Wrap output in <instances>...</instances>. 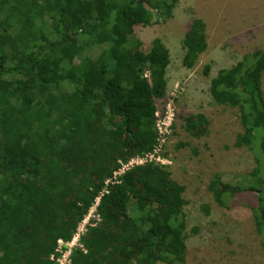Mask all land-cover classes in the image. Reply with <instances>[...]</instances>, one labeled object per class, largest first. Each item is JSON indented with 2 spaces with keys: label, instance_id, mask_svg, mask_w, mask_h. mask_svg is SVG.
Returning a JSON list of instances; mask_svg holds the SVG:
<instances>
[{
  "label": "trees",
  "instance_id": "obj_1",
  "mask_svg": "<svg viewBox=\"0 0 264 264\" xmlns=\"http://www.w3.org/2000/svg\"><path fill=\"white\" fill-rule=\"evenodd\" d=\"M177 2L0 0L1 5H7L0 8V264H28L25 260L47 264L57 238L69 239L76 224L62 218L56 210L57 201L68 198L74 206L81 202V219L99 193L103 183L89 180L87 174L85 179L80 177L81 184H72L68 177L79 170L72 167L67 155L75 145L79 154H87L84 159L95 166L93 170H103L96 156L86 151V147L94 149L102 141L88 133L99 119L100 103L106 113L99 121L102 125L112 128L117 125L116 119L123 120L127 130H132L128 139L134 140L139 133L144 142L149 141L147 137L154 132L156 100L166 91L170 51L161 38L155 37L149 51L138 50L135 54L141 68L138 77L117 82V59L131 44L121 36L125 27L146 26L155 18L165 21L172 17ZM205 31V21L194 18L183 40L182 64L186 68L196 64L200 52L193 38H203ZM99 58L107 62L100 82L92 75V66ZM210 69L211 65L206 64L203 73L209 75ZM145 70L158 72L162 86H153ZM263 73L261 49L218 71L215 93L239 110L242 131L234 145L257 152L259 175L244 187L223 184L216 174V181H211L209 187L216 182L219 203L223 205L227 204L225 199L243 200L239 196L242 192L251 194L247 203L264 247ZM124 90L127 95L121 100ZM125 101L128 106L122 105ZM106 131L107 136L118 134L115 129ZM255 137L259 138L258 145L252 143ZM76 159L83 164L82 157ZM131 179L128 175L127 180ZM146 186L163 196L159 187ZM129 199L124 184L113 186L101 200V209L107 212L106 205L125 208ZM139 211L133 218L134 228L151 237L158 248L146 244L136 259H127L123 264H186L184 213L176 211L168 220H162L150 204ZM29 241L31 250L26 246ZM77 261L82 264L81 258Z\"/></svg>",
  "mask_w": 264,
  "mask_h": 264
},
{
  "label": "rangeland",
  "instance_id": "obj_2",
  "mask_svg": "<svg viewBox=\"0 0 264 264\" xmlns=\"http://www.w3.org/2000/svg\"><path fill=\"white\" fill-rule=\"evenodd\" d=\"M6 6L0 3V8ZM196 17L205 21L206 31L203 38H193L200 52L196 64L186 68L182 64L183 40ZM155 37L168 47L171 61L166 72L165 95L156 100L154 132L146 139L150 142H144L139 133L134 140L128 139L132 130H127L123 120L116 119L117 125L112 128L102 125L99 121L106 113L100 103L99 119L89 127L88 133L96 134L102 141L94 149L86 147V151L96 156L99 160L96 163L103 170L99 173L93 170L95 166L84 159L87 154H79L75 145L67 155L72 167L79 170L74 177H68L72 184H81L80 177L85 179L86 174L89 180L101 181L103 185L107 179L116 177L117 186H126L129 204L125 208L106 205L105 212L101 209L104 197L97 205L93 199L78 219L81 202L74 206L68 198L61 197L56 210L62 218L72 219L76 224L69 239L57 238L46 262L53 264L51 256L59 240L69 245L61 250L67 254L68 264H80L79 258L82 264H123L127 259H136L146 244L158 248L151 237L133 225L140 207L150 204L162 220H168L176 211L184 213L186 264H264V247L247 203L251 194L242 192L239 196L243 200L225 199L227 204L223 205L219 203L216 182L209 187L211 181H216V174L223 184L244 187L255 182L259 175L257 152L234 145L242 131L239 110L215 93L214 80L220 69L233 66L245 54L255 49L264 51V0H178L173 16L167 20L155 18L146 26L125 27L121 39H128L131 44L117 59L114 80L138 77L141 68L135 54L138 50L149 51ZM206 64L211 65L209 75L203 73ZM106 66L102 58L93 64L96 81H101ZM144 75L153 86H162L158 72L145 70ZM262 88L264 92V73ZM126 95L124 90L121 100ZM122 105L128 106L126 101ZM114 129L117 135H106L109 133L106 130ZM258 141L255 137L252 143L258 145ZM79 157L83 164L77 163ZM146 184L159 187L163 196L148 190ZM28 231L32 233L29 228ZM77 233L76 244L71 246ZM30 245L29 241L28 250Z\"/></svg>",
  "mask_w": 264,
  "mask_h": 264
},
{
  "label": "built area",
  "instance_id": "obj_3",
  "mask_svg": "<svg viewBox=\"0 0 264 264\" xmlns=\"http://www.w3.org/2000/svg\"><path fill=\"white\" fill-rule=\"evenodd\" d=\"M116 179L117 178L114 177V179L110 178V179H107L105 181V184L103 185V187L100 189L99 193L94 198L96 205L100 202L102 197L109 194L110 187L117 184ZM78 237H79V233H77L76 236H74L73 239L71 240V246L76 244L75 241L78 239ZM63 243H65V244H63ZM64 245L69 246L67 242H62V240L58 241V246L56 248V252L54 254H52V256H51V260L53 261V264H57V263L68 264L69 261H66L67 254L62 253V251H61V250H63L62 246H64ZM69 253H70V251H69ZM61 258H64V259L61 260Z\"/></svg>",
  "mask_w": 264,
  "mask_h": 264
}]
</instances>
